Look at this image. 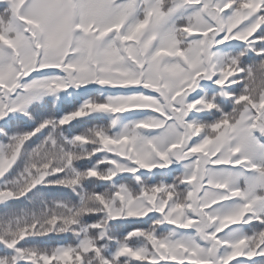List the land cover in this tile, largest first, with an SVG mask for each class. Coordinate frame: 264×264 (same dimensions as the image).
Segmentation results:
<instances>
[{
	"label": "snow or ice",
	"instance_id": "1",
	"mask_svg": "<svg viewBox=\"0 0 264 264\" xmlns=\"http://www.w3.org/2000/svg\"><path fill=\"white\" fill-rule=\"evenodd\" d=\"M0 264H264V0H0Z\"/></svg>",
	"mask_w": 264,
	"mask_h": 264
}]
</instances>
